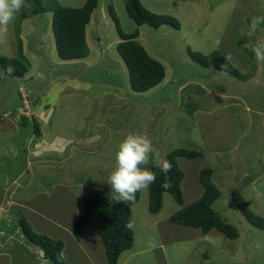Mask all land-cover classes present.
Masks as SVG:
<instances>
[{"label":"rangeland","instance_id":"1","mask_svg":"<svg viewBox=\"0 0 264 264\" xmlns=\"http://www.w3.org/2000/svg\"><path fill=\"white\" fill-rule=\"evenodd\" d=\"M87 1L57 0V4L80 8ZM141 2L153 13L171 15L182 25L180 30L166 26L158 30L148 25L141 26L142 39L147 43V48L144 47L150 53H156L158 58H164L169 83L166 89L143 96L131 94L133 89L129 76L124 75L118 67L109 75L103 65L91 73L83 62L64 64L57 51L51 12L40 16L30 14L27 19H22V15L29 14L31 9L29 3L24 1V6L15 14L7 32L0 28V57H17L19 46L15 29L20 25V38L23 50H26L24 55L30 62V70L22 79L7 77L0 71V116L8 118L0 123V127L8 126L9 119L12 122L16 120L17 127L20 119L22 123L31 121L30 128L21 126L20 135L15 138L27 139L29 133L36 138L33 109L35 106L47 109L48 106L55 121L53 129L70 137L76 150L72 157L66 159L69 162L62 164L59 174L55 173L54 176L52 170L49 176H43V182L38 184L40 187L35 184L29 186L31 193L40 190L33 198L41 196V203L40 206H30L36 208L39 214H28L27 221L33 228L42 225V229L61 233L52 226L53 220H71L77 208L74 205L84 193L88 195L96 190L116 201L114 197L117 194L112 193L107 181L116 166L118 145L129 133L147 134L152 140L155 153L166 160L168 154L176 149L204 154L203 158L178 159L184 173L181 188L185 205L193 203V198L196 201L197 195L200 197L201 191H204L199 183L200 172L206 168L212 169L215 175L213 173L211 181L221 192L213 208L222 219L237 228L239 238L228 239L216 230L202 237L198 229L174 227L168 223V217L181 207L171 194L166 193L160 214L150 213L147 188L141 191V199L132 208L130 218L134 231L133 250L144 253L143 260L136 264H196L203 261L201 252L205 251L210 255L211 263L264 264V231L247 220L232 198L233 191L237 189L244 195L251 210L264 217V62L257 61L251 50L257 42H264V0ZM109 5L114 7L125 33H132L140 28L127 15L125 0H100L98 12L103 11L107 21L97 27L103 33L106 44L118 34L115 21L108 10ZM254 18L259 22L253 30ZM96 33L100 35L99 32ZM188 49L205 55L219 51L231 59L246 76V80L214 67L205 68L195 63L187 52ZM85 79L94 82V85L89 83V94L86 91L87 83L81 86ZM196 79H203L205 90L197 86L200 80L197 82ZM187 81L190 85L183 92L184 95L177 93V87ZM107 85L120 88L117 96L127 98L128 102L116 104L117 98L110 93L106 98L100 99L101 92L106 90ZM222 95L228 98L225 99L226 105L221 103ZM182 96L187 102L186 105L184 101V119H176L173 125H167L169 113L177 107L181 108ZM165 106L168 110H165L162 117L157 115ZM21 107L23 113L15 115V111ZM56 130L54 133H57ZM82 144L91 145L87 150L90 155L77 158L78 153L84 152L87 155L83 147V150L79 148ZM225 150L229 152L224 153ZM24 158L23 156L22 159ZM154 158V155L150 157L151 160ZM151 166L147 167L151 169ZM2 169L3 166L0 165V173ZM13 172L12 179L18 176L16 166ZM232 172L234 174L229 177ZM28 177L29 173L24 176L23 181ZM10 212L9 209L0 210V216ZM31 215H35V221L29 218ZM93 226L92 224L87 229H93ZM93 234L94 231L92 234H84L85 240L80 243L73 235L63 236V239H68L65 240L68 252L65 259H72L68 263L92 264L89 252L93 255L92 251L96 247L93 246L89 252L81 251V247H91L86 239L92 242L101 239ZM158 244L163 246L154 250L153 247ZM23 246L20 239H10L0 250V254L7 255L5 251L11 247L27 253L31 262H34L39 249L31 245L33 253ZM99 248L105 250L103 242ZM106 255L105 262L108 261Z\"/></svg>","mask_w":264,"mask_h":264},{"label":"trees","instance_id":"2","mask_svg":"<svg viewBox=\"0 0 264 264\" xmlns=\"http://www.w3.org/2000/svg\"><path fill=\"white\" fill-rule=\"evenodd\" d=\"M24 1L29 3L31 9L29 14L24 13L22 15V19H27L30 14L32 16H40L49 12L53 14L52 25L57 51L62 60L71 61L88 57L86 27L99 6V0H88L80 8L59 6L57 0L53 2L49 0ZM125 6L129 17L133 19L138 27L148 25L156 30L164 25L177 30L182 27L180 21L175 17L167 14H155L146 9L141 0H125ZM109 12L115 21L118 35L122 40L118 43L117 50L128 67L132 89L135 92L144 93L155 88L166 78L164 65L152 58L143 45L137 41L140 35L139 29H136L133 33H125L112 5L109 6ZM15 30L19 46L18 55L17 57H0V71L2 70L7 77L22 79L30 70V62L23 52L20 25ZM187 52L195 63L205 68L214 67L246 80V76L231 62V59L219 51L210 55H205L192 49H188ZM9 68H11V71H9ZM35 129L37 135H39L40 131L37 122H35ZM181 157L192 160L203 158L204 154L194 150H173L167 156V161L172 165V170L167 175L160 168L154 165L151 166V171L156 173L157 178L155 183L149 186L150 213L158 214L161 211L164 194L169 193L181 207L170 218L171 224L189 228L195 227V229L202 231L203 236L208 235L212 230H216L228 239H238L239 232L237 228L222 219L213 208V205L220 198L221 192L211 181L212 169H203L199 174V182L204 188L203 195L196 202L185 205L181 188L184 173L178 163V159ZM164 183H168L170 186L165 188L162 186ZM140 197L141 191L136 193L135 202L132 204L122 201L113 203L107 197L102 196L100 192L91 191L86 196L83 211L73 222V235L79 237L90 225L96 222L99 236L106 248L108 264H118L121 255L125 251L130 250L134 244V231L130 218L132 208L140 201ZM232 198L236 207L247 220L264 231V217L255 214L251 210L243 194L235 189ZM14 227H19L22 230L26 243L43 249L51 264H70L63 258L64 243L61 240H55L35 232L25 218L18 219Z\"/></svg>","mask_w":264,"mask_h":264},{"label":"crops","instance_id":"3","mask_svg":"<svg viewBox=\"0 0 264 264\" xmlns=\"http://www.w3.org/2000/svg\"><path fill=\"white\" fill-rule=\"evenodd\" d=\"M109 6H108V10H109ZM99 8H100V0H99L98 8L93 13L92 19L86 27V44L88 45V49H89L88 57L83 58V59L71 60V61L62 60V62L64 64H70V63H73L75 61L83 62L84 65L86 66L87 70H89L91 73L95 69H97L98 66L103 65V66H105L106 70H108L109 75H110V73L113 74L115 72V69L118 67L124 73V75H127V77H128L129 76L128 67L126 66L123 58L120 56V54L117 51L118 43H120L122 41L121 38L117 34L115 39H113L110 43L106 44L103 33L101 34L99 28L97 27V26H101L104 22L107 21V17L103 13V11H101V13L98 12ZM125 10H126V6H125ZM126 13H127V10H126ZM127 15H128V13H127ZM165 26L170 27L168 25H164L162 27H165ZM139 29H140V35L137 38V41L140 42L141 45H143V47L145 46L147 48V45H146L147 43L146 42L144 43V41H143L144 39H142L143 27H140ZM96 32H99L100 35H98ZM115 48H116V50H115ZM23 52L26 54V50H23ZM147 52L149 53V55L152 58L158 60L159 62H161L164 65V67L166 69V78L161 84H159L158 86H156L155 88H153L147 92L138 93V92H135L134 90L133 91L131 90L132 95L143 96V95H147L149 93H154L155 91H158V90L162 91L163 89H166L169 86L168 69H167V65L164 61V58L162 60L161 58L157 57L156 53L154 54V53H150L149 51H147ZM92 60H95V61H92ZM85 80L86 81H84L81 84V86H84L87 83L86 91H87V94H89V89H90V88L88 89L89 83L94 85V82L91 83L87 79H85ZM129 80H130V76H129ZM198 80H200V79H196L195 81L199 82ZM202 81H203V79L200 80V82L198 83L197 86L198 87L201 86L202 89L205 90L206 87H204ZM189 85H190L189 81L185 82L184 84L177 87L176 92L181 94V95H184L183 92L185 93V91L189 87ZM131 88H132V86H131ZM131 88H129V89H131ZM105 89L106 90L101 92V98L100 99L106 98L108 96V94L110 93L111 95H115L114 97L117 98L115 100L116 104H118L121 101H125V102L127 101L128 102L127 98H124L122 96H119V97L117 96L120 92V88H118L116 86H112V85H110V86L107 85L105 87ZM223 97H225V96L222 95V97H221L222 102L221 103L226 105L227 100H225V99H228V98H226V97L223 98ZM182 98H183L182 99L183 104H181V108L177 107V109L173 110L171 112V114L169 113L170 119L168 118V124L167 125H169V124L173 125L175 123L176 119H184V115H185L184 101H185L186 105H187V102L183 96H182ZM21 100H22V97H21ZM32 104L34 105L33 101H32ZM119 104H121V103H119ZM168 108H170V107H168ZM199 108H201V106ZM19 109H18V111H15L16 112L15 115L20 111ZM48 109H49L48 106H47V109L46 108L38 109L37 106H35L33 109L34 110L33 111L34 116H33L32 120H33V122H37L38 125H40L39 126L40 134L39 135L36 134L37 135L36 138H33L31 133H29L28 138L24 139V140L23 139L18 140L15 138L17 135H20L19 128L21 126L30 128L31 121L25 122V124H24V123H22V120L20 119L19 120V127H17V125H16L17 121L13 120V122H12L9 119L10 122H9L8 126L3 127V128H2V126L0 127V165L3 166L2 172L0 173V210L3 211V210L9 209V211H11L10 214L13 218L12 222L14 224L18 221V219H21V218H25L27 220L26 217L30 213L31 214H39L37 212L38 210L36 208L30 207V206H34V205L40 206L41 201L39 198L41 196L37 195L35 198H33V196L40 193V190L34 191L33 193H31V189H29L30 188L29 186L30 185L33 186L34 184H35V186L38 184L41 185V183L43 182L41 180L43 178V176L44 177L49 176V174L52 173V170H54L53 171L54 176H55V173L59 174L58 170L61 169L62 164L68 163L69 161L66 159H69L74 154L73 153V151L75 150L74 141L70 137L63 135L62 133L58 132L56 129H53V125H54L55 121L53 120V117L51 116L52 112L50 111V109H49V111H47ZM166 109H167L166 106H165V108L162 107L161 112H157V113L155 112V113L162 117V115ZM45 111H47V113H45ZM4 116L5 115H3V117L0 116V123H3L8 119V118H5L6 116L5 117ZM13 119H15V117H13ZM22 119H26V118H22ZM27 119H30V118H27ZM51 121H53V123H51ZM56 126H57V123H56ZM55 130L57 131V133H54ZM101 140H103V139H101ZM82 147L84 148V150L87 151L91 147V145L90 144H82L79 146V148H81V149H82ZM98 147H101V145H98ZM207 150H208V148H207ZM228 152L229 151H227V150L224 151V153H228ZM22 155L25 157L24 160L22 159L23 158ZM89 155H90V152L87 151V155H85L84 152H82L80 154L78 153L76 157L77 158L78 157L79 158L80 157H88ZM17 159H19L18 162L16 161ZM181 159H182V157H181ZM46 164H49V165H46ZM14 166H16V168H17L18 176H15V178L12 179L11 174L14 173L13 172ZM233 172L231 174H229L228 176L231 177L234 174ZM28 173H29V177L25 181H23L24 176ZM213 173H214V171H213ZM214 175H215V173H214ZM39 185H38V187H40ZM53 185H55V184H53ZM148 192H149V187H148ZM100 193L102 196L107 197L111 202L117 203L116 201L110 199L107 195H104L102 192H100ZM203 193H204V191L202 190L200 197L203 195ZM86 195L87 194L84 193L83 195L78 197V200L76 201V203L74 205V206H77V208L73 212L75 214V216H73V218L74 217L77 218L81 214V212L83 211ZM197 197H198V199L200 198L199 195H197ZM82 198H83V200H82ZM38 199H39V202H37ZM140 199H141V197H140ZM193 200H194V202H196L194 198H193ZM82 202H83V205H82ZM82 206H83V208H82ZM78 208H81V209L79 210ZM74 209H75V207H73V210ZM148 209H149V206H148ZM160 212L158 214H160ZM173 215L168 217L169 218L167 220L168 223H170L169 220ZM34 216L35 215H31L29 218H31V220L35 221V219L33 218ZM39 217H41V216H39ZM60 217H62V216H60ZM73 218H71V220L70 219L65 220L62 218H60V219L56 218L55 220H53L52 226L56 229H59V231L61 233H57L56 231H55V233H52L53 231H51V229H42L41 228L42 225H36V226H34V228H33V226H31V227L37 233L38 232H45V233H43L44 235H46L52 239H55V240H61L64 243V250L62 252V255L64 256V259H65L68 256V252L65 249L66 248V245H65L66 241L65 240H68V239H63V236L69 235V237H71L73 235L72 225H73V222L75 221V218H74V220H73ZM93 225H94L93 229H89V230L86 229L80 235V237H77L79 240V243L81 241L85 240L84 234H86V233L92 234V232L94 231L93 235L99 236L98 224L95 222V223H93ZM175 226H177V225H174V227ZM179 227H183V226H179ZM183 228H189V227H183ZM194 228H192V229H194ZM198 230H200V229H198ZM212 231H214V230H212ZM200 233H201L202 237H206L210 234L209 233L208 235L203 236L201 230H200ZM39 234H41V233H39ZM73 237H75V236L73 235ZM86 240L88 241V243H91V247H89L87 245V249H86V247L83 246V247H81V249H82L81 251L89 252V249H91L93 246L96 247L92 251L93 255H91V252H89V258L92 259L91 263L92 264H108V261L105 262V260H104V255L106 254V248L104 251L99 248V246L101 245V242H103L102 239L98 240L97 242H95V241L92 242V240H90V239H86ZM160 246H163V244H158V245L154 246L153 248L155 250L156 248H159ZM23 247L27 248V250L29 252H31L30 248H28L27 246H23ZM5 252L8 254L7 255L0 254V264H39L40 263L38 261V257H37V259L34 258L35 259L34 262H31L32 259L27 255V253L23 252L22 250H15V248L8 247ZM85 254H87V253H85ZM142 255H144V253H141L139 251L134 252L133 247H132L130 250L125 251L121 255L118 264H136L139 262V260H141V259L143 260ZM201 256L203 258V261L200 260V262H196V264H216V262L211 263V260L209 258L210 255L206 251L201 252ZM106 257H107V255H106ZM65 260L68 263V261L72 260V259H65Z\"/></svg>","mask_w":264,"mask_h":264},{"label":"clouds","instance_id":"4","mask_svg":"<svg viewBox=\"0 0 264 264\" xmlns=\"http://www.w3.org/2000/svg\"><path fill=\"white\" fill-rule=\"evenodd\" d=\"M24 6V0H0V28L7 32L9 24L14 20L15 14ZM258 19L254 18L252 28L255 29ZM252 52L259 62H264V42H257L252 47ZM11 71V68H9ZM19 113H23V108L19 109ZM155 156L154 160L150 157ZM116 166L108 176L107 184L110 186L112 193L117 195L114 197L116 202L134 203L136 193L147 189L156 181V173L151 171L149 165H154L167 175L172 170V165L166 159L160 157L159 153H155L151 138L147 134L129 133L118 145L115 154ZM145 166V167H142ZM163 187L170 185L164 183ZM11 217L10 213H8ZM18 228V227H17ZM22 231V230H21ZM23 233V232H22ZM24 235V234H23ZM25 236V235H24ZM25 246V245H24ZM30 251L34 250L30 243L26 245ZM34 246V245H33ZM36 247V246H35ZM38 261L42 263L40 252L44 250L37 247ZM47 263L51 264L49 258L44 252Z\"/></svg>","mask_w":264,"mask_h":264},{"label":"built area","instance_id":"5","mask_svg":"<svg viewBox=\"0 0 264 264\" xmlns=\"http://www.w3.org/2000/svg\"><path fill=\"white\" fill-rule=\"evenodd\" d=\"M0 250L3 249L6 245V242L10 239H20L23 245H27L25 241V236L23 235L21 229L15 228L11 223V217L8 213H5L4 215L0 216ZM41 259L42 263L45 264L47 261L44 257V252L41 251Z\"/></svg>","mask_w":264,"mask_h":264}]
</instances>
